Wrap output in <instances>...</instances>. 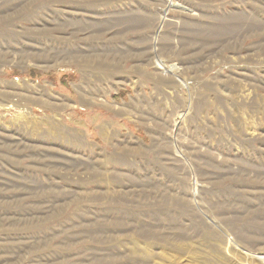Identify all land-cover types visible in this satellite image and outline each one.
Segmentation results:
<instances>
[{
    "label": "rangeland",
    "instance_id": "rangeland-1",
    "mask_svg": "<svg viewBox=\"0 0 264 264\" xmlns=\"http://www.w3.org/2000/svg\"><path fill=\"white\" fill-rule=\"evenodd\" d=\"M0 264H264V0H0Z\"/></svg>",
    "mask_w": 264,
    "mask_h": 264
}]
</instances>
